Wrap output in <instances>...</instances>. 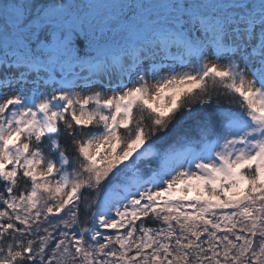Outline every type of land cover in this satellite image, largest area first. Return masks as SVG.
Wrapping results in <instances>:
<instances>
[{"label": "snow or ice", "instance_id": "obj_1", "mask_svg": "<svg viewBox=\"0 0 264 264\" xmlns=\"http://www.w3.org/2000/svg\"><path fill=\"white\" fill-rule=\"evenodd\" d=\"M0 186V264H264V0H0Z\"/></svg>", "mask_w": 264, "mask_h": 264}, {"label": "trees", "instance_id": "obj_2", "mask_svg": "<svg viewBox=\"0 0 264 264\" xmlns=\"http://www.w3.org/2000/svg\"><path fill=\"white\" fill-rule=\"evenodd\" d=\"M233 110H236V111H238V109H233ZM0 187H2V186H0ZM152 226H155V225H152Z\"/></svg>", "mask_w": 264, "mask_h": 264}]
</instances>
